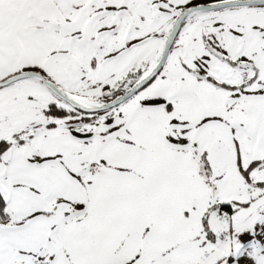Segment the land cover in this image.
Wrapping results in <instances>:
<instances>
[{
    "label": "snow or ice",
    "instance_id": "1",
    "mask_svg": "<svg viewBox=\"0 0 264 264\" xmlns=\"http://www.w3.org/2000/svg\"><path fill=\"white\" fill-rule=\"evenodd\" d=\"M0 264H264V0H0Z\"/></svg>",
    "mask_w": 264,
    "mask_h": 264
}]
</instances>
